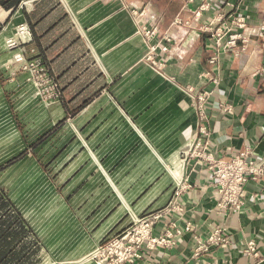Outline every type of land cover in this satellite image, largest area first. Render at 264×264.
<instances>
[{
	"label": "crops",
	"instance_id": "1",
	"mask_svg": "<svg viewBox=\"0 0 264 264\" xmlns=\"http://www.w3.org/2000/svg\"><path fill=\"white\" fill-rule=\"evenodd\" d=\"M238 8L249 25L236 57L216 49L204 27L229 24ZM26 13L45 36L54 73L73 81L69 93L100 91L74 116L60 99L45 100L12 63L6 39L29 24ZM263 21L264 0H26L14 12L0 7V138L14 146L11 158L29 149L0 172V184L33 229L40 264H99L90 253L145 213L161 214L153 236L171 231L172 243L145 248L135 264H264V178L247 182L241 208L224 210L209 165L184 154L198 135L192 87L210 92L206 142L215 155L249 148L264 165V74L256 73L264 67ZM144 26H157L156 38L147 39ZM152 44L155 62L147 57ZM23 48L40 57L34 37ZM226 103L232 111L222 109ZM219 228L229 242L199 250ZM251 243L258 257L247 251Z\"/></svg>",
	"mask_w": 264,
	"mask_h": 264
},
{
	"label": "built area",
	"instance_id": "2",
	"mask_svg": "<svg viewBox=\"0 0 264 264\" xmlns=\"http://www.w3.org/2000/svg\"><path fill=\"white\" fill-rule=\"evenodd\" d=\"M207 8V5L204 6ZM143 12L136 11V15H142ZM222 16L216 18L220 21ZM177 23L183 22L181 18ZM248 15L244 10L238 8L230 15L229 24L212 28L211 24L204 27L205 31L211 32V39L216 49L231 51L238 57L245 49V43L248 42ZM143 32L147 39L156 38L159 33L157 26H144ZM259 36L264 38V21L259 28ZM32 31L28 23L23 22L17 26L13 36L6 39V46L13 51L12 63L17 65L19 70L28 74L35 81L43 98L47 101L59 100L61 89L58 81L51 75L45 61L39 57L29 58L23 45L32 39ZM165 41H170V37L165 35ZM241 43V45H240ZM157 50V44L150 46L148 59L154 61L153 54ZM211 63H216V57L209 58ZM155 62V61H154ZM158 65V64H157ZM159 67L161 64L158 65ZM258 75L264 74V67L257 72ZM215 84L219 83L217 76L212 72H206ZM189 95L195 97L198 102L199 124L198 135L191 145L184 151L185 159H197L209 165L212 174L215 177V185L221 195L218 206L221 209L234 211L244 204L245 186L251 179L258 180L264 178V165L257 164L251 158L249 148L240 150L230 157L217 156L207 144L209 128L207 124V109L209 105V91L194 92L192 87L187 88ZM225 112L232 111L231 104L222 105ZM185 187V186H183ZM160 213H145L138 220L125 230L112 234L104 242L99 244L89 255L99 264H135L143 258L145 248H154L157 245H168L172 243L173 234L167 232L165 236H153V225L160 217ZM224 229H216L205 241L201 242L199 250L209 249L211 246L228 243ZM251 255L258 257V249L255 243H251L247 250Z\"/></svg>",
	"mask_w": 264,
	"mask_h": 264
},
{
	"label": "trees",
	"instance_id": "3",
	"mask_svg": "<svg viewBox=\"0 0 264 264\" xmlns=\"http://www.w3.org/2000/svg\"><path fill=\"white\" fill-rule=\"evenodd\" d=\"M24 1L26 0H0V7L14 12ZM26 17L34 41L39 48V55L47 64L51 75L55 77L60 85V101L66 110L67 116H74L86 107L100 91L98 90L90 95H85L83 98L80 97L86 88L76 94H70L69 90L73 81L67 82L63 79L64 74L54 73L51 65L53 59H50L51 53H49V47L45 46L43 41L45 36L35 31L34 24L30 20V14L26 13ZM65 120L66 118L58 125L63 124ZM43 139L44 136L29 147L38 145ZM28 152L29 149H26L17 156L1 164L0 172L22 159ZM39 250L40 245L34 237L33 229L0 184V264H34Z\"/></svg>",
	"mask_w": 264,
	"mask_h": 264
},
{
	"label": "rangeland",
	"instance_id": "4",
	"mask_svg": "<svg viewBox=\"0 0 264 264\" xmlns=\"http://www.w3.org/2000/svg\"><path fill=\"white\" fill-rule=\"evenodd\" d=\"M5 140L0 138V162L1 164L5 163L8 159H10L14 154H9L11 150H13L14 146L8 145L7 142H4ZM0 164V165H1ZM34 264H40V260L36 258V262Z\"/></svg>",
	"mask_w": 264,
	"mask_h": 264
}]
</instances>
